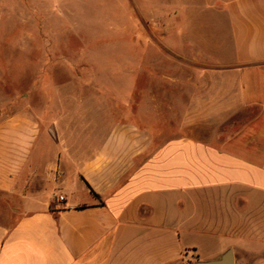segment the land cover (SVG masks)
Listing matches in <instances>:
<instances>
[{
	"label": "crops",
	"instance_id": "obj_1",
	"mask_svg": "<svg viewBox=\"0 0 264 264\" xmlns=\"http://www.w3.org/2000/svg\"><path fill=\"white\" fill-rule=\"evenodd\" d=\"M187 11L178 73L133 117L85 134L82 107L70 127L53 100L44 125L0 110V264H264V0Z\"/></svg>",
	"mask_w": 264,
	"mask_h": 264
},
{
	"label": "rangeland",
	"instance_id": "obj_2",
	"mask_svg": "<svg viewBox=\"0 0 264 264\" xmlns=\"http://www.w3.org/2000/svg\"><path fill=\"white\" fill-rule=\"evenodd\" d=\"M121 2L0 0L4 117L34 111L44 125L45 106L52 103L62 106V122L70 127L76 123L70 112L82 107L78 126L87 134L93 121L108 127V118L120 123L136 115L140 103L133 95L169 89L161 80L179 70L171 48L188 46L186 35L179 34L187 33L189 0L179 8L174 0H133L132 33L123 30ZM141 64L148 70L142 71Z\"/></svg>",
	"mask_w": 264,
	"mask_h": 264
},
{
	"label": "water",
	"instance_id": "obj_3",
	"mask_svg": "<svg viewBox=\"0 0 264 264\" xmlns=\"http://www.w3.org/2000/svg\"><path fill=\"white\" fill-rule=\"evenodd\" d=\"M195 264H234V258L231 251L224 254L220 260L215 262H196Z\"/></svg>",
	"mask_w": 264,
	"mask_h": 264
},
{
	"label": "built area",
	"instance_id": "obj_4",
	"mask_svg": "<svg viewBox=\"0 0 264 264\" xmlns=\"http://www.w3.org/2000/svg\"><path fill=\"white\" fill-rule=\"evenodd\" d=\"M59 201H65V197L64 196H59Z\"/></svg>",
	"mask_w": 264,
	"mask_h": 264
}]
</instances>
